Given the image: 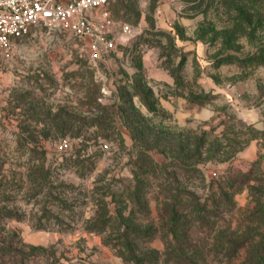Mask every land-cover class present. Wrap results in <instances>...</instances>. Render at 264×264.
Here are the masks:
<instances>
[{
  "label": "rangeland",
  "instance_id": "1",
  "mask_svg": "<svg viewBox=\"0 0 264 264\" xmlns=\"http://www.w3.org/2000/svg\"><path fill=\"white\" fill-rule=\"evenodd\" d=\"M111 11L134 35L96 61L71 34L34 25L0 73V242L12 240L25 264H123L84 229L106 187L109 203H130L142 180L148 220L159 222L173 178L210 205L229 174L257 159L264 174V149L251 139L264 131V0H118ZM62 140L69 151H57ZM199 140L197 171L168 166L178 145ZM145 144L153 167L141 176L134 161ZM249 184L229 190L233 214H219L216 228L256 223L264 233L249 221ZM50 245L53 257L28 255ZM153 246L162 249L159 238Z\"/></svg>",
  "mask_w": 264,
  "mask_h": 264
},
{
  "label": "trees",
  "instance_id": "2",
  "mask_svg": "<svg viewBox=\"0 0 264 264\" xmlns=\"http://www.w3.org/2000/svg\"><path fill=\"white\" fill-rule=\"evenodd\" d=\"M116 1L118 0L108 6L111 14ZM254 132L262 136L253 134L251 139L256 138L264 149V131ZM148 146L150 144L142 145L138 149L134 161L139 170L137 173L141 176L146 174L148 168L153 167L151 157L147 155ZM202 146L201 140L178 145L177 153L172 155L168 166L184 172L197 171L199 159H195V156ZM190 148L193 149L189 151ZM184 151L189 152L182 155ZM76 156L74 164H79L80 150L76 152ZM257 165L260 166V159L252 161L251 168L247 171L229 174L223 182L217 183L216 191L213 193L217 196H211L210 205L202 203L194 193L175 185L177 181L173 178V184L168 187L167 192H161V203L158 206L159 222L148 220L150 210L147 191L144 190V185L140 186L144 183L142 180L137 178L136 185L129 192L127 200L130 203H122L121 198L115 203H109L106 199L109 189L106 187L91 203L92 215L85 221L84 229L100 235L102 244L111 248L121 258L123 264H264V233L255 230L253 225L256 223L247 225L242 233L214 226L215 221L223 218L218 217L219 214H233L235 204L231 201L229 190L237 182H253L248 186L256 209L248 213L249 221L264 222V174L254 168ZM45 175L47 173L43 177ZM44 212L54 216L46 208ZM6 216L10 215L6 213ZM53 218L55 221L58 220L57 215ZM200 226L214 233L212 236L203 237L199 234ZM157 238L162 243V249L153 246ZM13 243L12 240L0 242V264H25L26 254ZM35 250L42 251L47 258L54 255L52 245L31 246L28 255H32ZM241 250L244 253L242 258L238 259L237 255ZM70 264L99 263L80 259Z\"/></svg>",
  "mask_w": 264,
  "mask_h": 264
},
{
  "label": "built area",
  "instance_id": "3",
  "mask_svg": "<svg viewBox=\"0 0 264 264\" xmlns=\"http://www.w3.org/2000/svg\"><path fill=\"white\" fill-rule=\"evenodd\" d=\"M115 0H0V73L10 65L18 42L31 26L64 31L77 38L96 61L134 35L132 27L116 20L108 6ZM102 95L108 93L101 87ZM58 152L71 149L69 140L56 145Z\"/></svg>",
  "mask_w": 264,
  "mask_h": 264
}]
</instances>
